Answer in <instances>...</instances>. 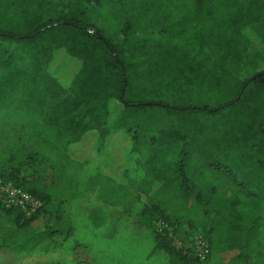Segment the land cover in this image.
Segmentation results:
<instances>
[{"label": "trees", "instance_id": "1", "mask_svg": "<svg viewBox=\"0 0 264 264\" xmlns=\"http://www.w3.org/2000/svg\"><path fill=\"white\" fill-rule=\"evenodd\" d=\"M63 1L0 0V109L38 118L35 137L64 163L94 162L115 132H129L144 189L188 210L190 226L197 213L216 212L226 241L252 251L258 264L263 216L246 221L234 208L218 211L214 197L230 186L264 205V71L241 78L231 58L234 34L264 26V0ZM61 51L79 68L69 87L50 71ZM244 94L256 98L258 120L237 105ZM257 135L252 156L245 149ZM18 159L9 154L4 164L13 171L0 178L41 201L45 214L59 200L39 182L26 189L8 181L13 163L30 165ZM158 247L171 264H189L166 240Z\"/></svg>", "mask_w": 264, "mask_h": 264}, {"label": "rangeland", "instance_id": "2", "mask_svg": "<svg viewBox=\"0 0 264 264\" xmlns=\"http://www.w3.org/2000/svg\"><path fill=\"white\" fill-rule=\"evenodd\" d=\"M76 2L82 0L63 1L66 7ZM78 69L77 63L63 51L56 53L50 66L51 73L66 87L71 85ZM251 87H246L245 94ZM245 94L237 105H241L244 115L258 120L261 114L254 109L256 98L247 95L246 99ZM112 109L118 113L119 105L114 103ZM38 122V118L27 112L0 109V174L7 176L13 171L4 164L11 153L12 157L19 158V162L30 165L17 167L13 163L18 169L15 170V179L8 181L26 189L39 182L48 187L59 202L45 214L41 208L31 218H25L18 211L19 217L16 210L0 206V243L5 247L19 248L18 243L26 237H37L42 238V244L38 246L44 258H50V253L59 249L69 254L73 264H171V257L158 247V240L164 239L181 252L189 264H253L252 251L245 255L233 246V242L226 241L229 235L221 227L216 212H209L206 216L197 213L195 225L190 226L188 210L167 194L157 197L144 189L145 171L136 170L140 160L137 161V152L132 149V134L129 132H115L107 154L94 162L64 163L58 153L35 137ZM255 137L245 149L252 156L261 147L259 136ZM22 148L32 152L19 154ZM166 160L171 162L169 157ZM151 182L154 181L149 177L146 184ZM160 189L168 192L166 185ZM106 192L114 198H109ZM214 198L219 204L218 211L234 208L244 215L246 221L258 215L264 218L261 202L230 186H218ZM113 200L116 204L107 203ZM145 215L153 216L152 220ZM24 223L29 224L23 226ZM198 237H203L210 250L203 260L200 256L203 251L195 242ZM5 252L0 257V264H9L8 251ZM21 256L18 251L10 255L12 260ZM256 259V263L264 264V256ZM49 262L47 260L44 264Z\"/></svg>", "mask_w": 264, "mask_h": 264}, {"label": "crops", "instance_id": "3", "mask_svg": "<svg viewBox=\"0 0 264 264\" xmlns=\"http://www.w3.org/2000/svg\"><path fill=\"white\" fill-rule=\"evenodd\" d=\"M234 35H236L232 44L234 55L231 58L236 65L233 66V70L244 79L264 71V26L258 24L245 28ZM18 244H20L19 248H7L4 243H0V257L6 253L5 251H8L9 264L11 262V264H44L47 260L50 261V264H73L69 254H65L63 250L59 249L51 252L50 258H44L38 246L42 244V238L26 237ZM14 251H18L22 255L18 260H12L10 257Z\"/></svg>", "mask_w": 264, "mask_h": 264}, {"label": "built area", "instance_id": "4", "mask_svg": "<svg viewBox=\"0 0 264 264\" xmlns=\"http://www.w3.org/2000/svg\"><path fill=\"white\" fill-rule=\"evenodd\" d=\"M0 206L7 210L19 211L25 218H31L39 212L43 204L24 189L0 179ZM195 242L203 251L201 259H205L210 252L208 244L203 237H198Z\"/></svg>", "mask_w": 264, "mask_h": 264}]
</instances>
